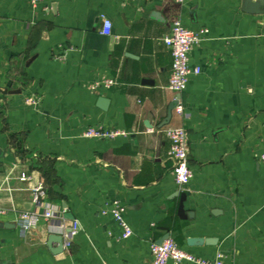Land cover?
I'll list each match as a JSON object with an SVG mask.
<instances>
[{
	"label": "crops",
	"instance_id": "obj_1",
	"mask_svg": "<svg viewBox=\"0 0 264 264\" xmlns=\"http://www.w3.org/2000/svg\"><path fill=\"white\" fill-rule=\"evenodd\" d=\"M177 18L208 32L190 52L199 73L175 95L162 37ZM174 96L183 112L167 118ZM90 126L129 134L83 136ZM168 126L187 133L182 188ZM262 153L264 0H0V264H149L165 235L201 259L264 264ZM23 211L40 214L26 230Z\"/></svg>",
	"mask_w": 264,
	"mask_h": 264
},
{
	"label": "built area",
	"instance_id": "obj_2",
	"mask_svg": "<svg viewBox=\"0 0 264 264\" xmlns=\"http://www.w3.org/2000/svg\"><path fill=\"white\" fill-rule=\"evenodd\" d=\"M39 1L40 0H30V3L35 7ZM172 1L183 3L185 0ZM100 32L104 35L110 33V23L106 19L103 20ZM207 32L208 29L205 27L190 30L184 26L181 19L177 18L172 22L169 33L162 37L164 45L169 49L172 56L167 87L175 93V95L180 94L186 88L188 77L191 72L199 73V67L192 68L190 66V52L196 44L206 37ZM111 83H113V81L109 79L105 80L103 84L109 86ZM91 88H96V85H92ZM174 101L176 102L174 110L177 113H182L183 106L180 99L177 96H174ZM26 102L29 104H35L37 103V100L34 98H28L26 99ZM164 132L170 140V156L173 161V179L176 185L179 188H182L189 183L192 177V171L189 166L187 133L183 127L178 126H168L164 129ZM128 134L129 133L125 130L113 128L107 129L102 126H90L83 132V136L85 137L102 139H112L117 136H127ZM260 160L264 162V153L260 155ZM20 179L31 180V177L30 175L21 174ZM30 190L33 203L39 205L40 199L45 195L42 184L35 183L30 187ZM124 210L125 208L117 201H113L111 204L110 213L113 219L122 228L121 237L127 238L133 231L123 217ZM2 212L4 211H0V213ZM43 215L46 217L53 216L50 211L44 212ZM39 216L40 214L34 211H23L19 213L18 223L23 230H26L38 221ZM78 228L79 223L74 221L71 225L69 235L73 236L76 234ZM70 245L71 241L68 238L64 239L63 248L68 249ZM150 254L151 259L149 264H167L170 260L175 263L188 261L194 264H223L219 256L215 260H206L185 252L171 237L164 239L161 243H152L150 245Z\"/></svg>",
	"mask_w": 264,
	"mask_h": 264
},
{
	"label": "water",
	"instance_id": "obj_3",
	"mask_svg": "<svg viewBox=\"0 0 264 264\" xmlns=\"http://www.w3.org/2000/svg\"><path fill=\"white\" fill-rule=\"evenodd\" d=\"M175 101L171 104L170 106V109H169V112H168V115H167V118H169L171 116V110L172 108H174L175 106ZM169 235H165L160 241L159 243H161L164 239L168 238ZM50 239L53 241V240H57L59 245L58 247L55 249L56 251L60 252L63 250V239L61 236H51Z\"/></svg>",
	"mask_w": 264,
	"mask_h": 264
}]
</instances>
